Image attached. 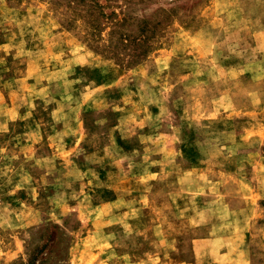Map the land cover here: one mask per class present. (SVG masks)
I'll list each match as a JSON object with an SVG mask.
<instances>
[{"label": "rangeland", "instance_id": "1", "mask_svg": "<svg viewBox=\"0 0 264 264\" xmlns=\"http://www.w3.org/2000/svg\"><path fill=\"white\" fill-rule=\"evenodd\" d=\"M0 264H264V0H0Z\"/></svg>", "mask_w": 264, "mask_h": 264}]
</instances>
